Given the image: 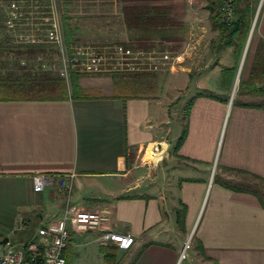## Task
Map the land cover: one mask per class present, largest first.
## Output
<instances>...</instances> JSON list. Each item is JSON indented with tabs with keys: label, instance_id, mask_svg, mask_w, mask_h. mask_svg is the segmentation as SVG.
I'll use <instances>...</instances> for the list:
<instances>
[{
	"label": "crops",
	"instance_id": "obj_1",
	"mask_svg": "<svg viewBox=\"0 0 264 264\" xmlns=\"http://www.w3.org/2000/svg\"><path fill=\"white\" fill-rule=\"evenodd\" d=\"M220 4L163 3L190 36L160 86L133 78L159 72L74 73L53 97L0 102V223L11 226L0 241L23 245L62 217L64 196L53 186L34 192L33 176L55 183L74 172L72 203L105 210L114 232L135 239L127 251L93 249L98 264L113 248L123 264H264V200L248 186L264 183V105L236 98L240 82L256 79L249 71L241 81L254 32V56L264 59V0H237L251 10L241 48L221 45L211 14ZM93 238L74 233L68 264Z\"/></svg>",
	"mask_w": 264,
	"mask_h": 264
},
{
	"label": "built area",
	"instance_id": "obj_2",
	"mask_svg": "<svg viewBox=\"0 0 264 264\" xmlns=\"http://www.w3.org/2000/svg\"><path fill=\"white\" fill-rule=\"evenodd\" d=\"M1 2L0 8L6 11L4 25L7 32L20 39L24 47L53 45L60 55L61 63L50 65L51 70L56 68L54 71H57L58 76L67 81L73 73L111 75L164 72L173 62L180 63L183 58V52L178 56L159 55L123 45L68 47L57 12L45 23L43 15L40 16L41 11L36 7L38 17L34 22L35 14L23 6L18 3L5 6ZM186 3L195 7L201 0H187ZM219 18L223 25L233 26L239 19L237 0H221ZM193 46L194 43L190 44L187 50ZM76 176L74 172L68 173L60 176L55 183L46 174L33 176L34 192L41 193L48 186H53L58 194L64 196V213L61 218L38 228L35 237L23 244L22 248H17L11 240L6 245H0V264H68L64 251L71 245L74 233L93 234V242L101 247H117L123 251L133 247V237L116 233L110 228L111 218L105 210H85L72 203ZM189 244H185L180 260L185 258ZM29 248L33 250L29 252Z\"/></svg>",
	"mask_w": 264,
	"mask_h": 264
},
{
	"label": "rangeland",
	"instance_id": "obj_3",
	"mask_svg": "<svg viewBox=\"0 0 264 264\" xmlns=\"http://www.w3.org/2000/svg\"><path fill=\"white\" fill-rule=\"evenodd\" d=\"M165 1L166 0L149 2H125L124 0H2L1 3L5 6H9V3H18L17 5L23 6L25 10L31 11L35 14L34 22H36L38 17V14H36V7L41 11L40 16L43 15L45 23L50 21V17H52L53 13L55 14L57 12L63 30L65 25H67L71 27L74 32L73 40L75 41L69 44L66 40L68 47L94 45L102 48L107 45H120V43L134 45L135 47L137 44L139 45L138 39L135 38V35L128 32L124 23V6L138 4L163 5ZM5 13L6 11L0 8V80L10 79L19 84V82L22 83L24 80H37L43 76L59 79L60 77L58 76L57 71H54L57 69L54 68V70H51L52 66H50L61 63V58L56 48L53 45L46 44L40 46L41 49L36 51L37 53H34L33 55L29 53L25 54V47L22 45L23 43L20 42L21 40L12 37L5 29ZM256 19L257 14L253 13V20L255 21ZM192 33L196 35L195 32ZM255 35L256 32L253 34L245 64L242 69L241 81L243 78L245 80L247 76H250V73L252 72L251 75L256 77V86H260L262 91L252 94L253 92H251L250 89H247L245 90L246 93L251 94L252 96L245 97L244 90H241L240 82L236 92V98L241 101L264 105V59H256L257 56H254L256 54L254 46ZM165 36L167 39L161 38L157 35H154L153 38L147 36V38L141 41L143 44L146 43V45L142 46L146 49H136L154 54L159 53V55L171 54L173 56H178L184 52L190 33L187 29H180L177 31L166 32ZM253 59L256 60L254 63L255 66L253 65L254 68L252 69L251 66L253 64ZM23 61L25 62L24 65ZM249 71L250 73H248ZM167 74L166 71L159 72V74L135 76L133 78L141 80L142 82L144 81L148 84L156 83L160 86L166 82ZM131 75L133 74H130V76ZM124 76H127V74L122 77ZM17 95L27 96L28 94L26 91H22ZM187 105L188 103H186V106ZM152 161L153 160L149 159L145 161L144 164H150ZM248 186L257 191L262 197V200H264V183L254 186L250 183ZM10 229L11 226L0 223V234ZM34 232H37V228ZM10 240L17 248H22V245L18 243L19 241L17 238H11ZM93 249H97V255L100 252L102 253L101 247L94 245L80 249V254H78L77 258L76 256L73 257V255H71L70 258L73 257V259H76L78 264H98V257L92 253ZM117 251L119 256L120 251ZM123 261V258L116 257L114 264H123Z\"/></svg>",
	"mask_w": 264,
	"mask_h": 264
},
{
	"label": "trees",
	"instance_id": "obj_4",
	"mask_svg": "<svg viewBox=\"0 0 264 264\" xmlns=\"http://www.w3.org/2000/svg\"><path fill=\"white\" fill-rule=\"evenodd\" d=\"M125 2H149V1H160V0H124ZM244 1V0H241ZM212 22L214 28L218 29L221 34V45L222 47L237 46L241 48L245 42L248 34V30L251 22V10L249 5L244 8H237V14L240 19L231 27H227L220 22L219 12L217 6L211 7ZM124 23L129 33L135 35L138 39L137 46L120 43L125 47L130 48H144L141 41L147 36L154 35L160 36L161 38L167 39L166 32H172L177 30H184V23L177 17L174 10L164 5H151V4H138V5H127L123 7ZM64 34L67 43H72L74 39V32L71 27L65 25ZM77 42V40H76ZM41 49L40 46H29L25 47V54L29 53L33 55ZM146 49V48H144ZM152 50V49H151ZM147 51V50H146ZM156 51V50H155ZM158 52V51H157ZM138 74V73H137ZM116 77V76H115ZM241 90L250 89L253 93L261 92L262 89L257 88L255 81L250 83L242 82ZM62 87V80L55 77L43 76L37 80H24L22 83H16L14 80L2 79L0 80V102L1 101H12L20 99H45L53 97L54 93L60 91ZM26 91L27 96H19L18 93ZM52 91V92H51ZM192 103L189 105L191 106ZM188 132L187 125L184 127L182 135L177 143V149L183 144ZM33 249L29 248V252ZM117 249L113 248L105 256V264H113ZM68 262V261H67Z\"/></svg>",
	"mask_w": 264,
	"mask_h": 264
},
{
	"label": "water",
	"instance_id": "obj_5",
	"mask_svg": "<svg viewBox=\"0 0 264 264\" xmlns=\"http://www.w3.org/2000/svg\"><path fill=\"white\" fill-rule=\"evenodd\" d=\"M253 29V28H252ZM9 237H5L4 239H2L1 241H0V245H6L8 242H9Z\"/></svg>",
	"mask_w": 264,
	"mask_h": 264
},
{
	"label": "bare ground",
	"instance_id": "obj_6",
	"mask_svg": "<svg viewBox=\"0 0 264 264\" xmlns=\"http://www.w3.org/2000/svg\"><path fill=\"white\" fill-rule=\"evenodd\" d=\"M254 30V29H253ZM253 30H252V32H253ZM251 35H252V33H251ZM251 37V36H250ZM250 39V38H249ZM151 152V156H150V159H152L154 156H156L152 151H150Z\"/></svg>",
	"mask_w": 264,
	"mask_h": 264
}]
</instances>
